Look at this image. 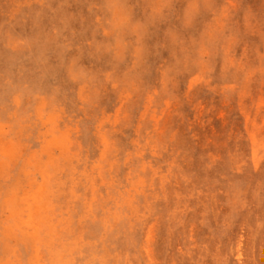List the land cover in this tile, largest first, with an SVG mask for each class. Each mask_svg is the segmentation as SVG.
<instances>
[{"label": "rangeland", "instance_id": "1", "mask_svg": "<svg viewBox=\"0 0 264 264\" xmlns=\"http://www.w3.org/2000/svg\"><path fill=\"white\" fill-rule=\"evenodd\" d=\"M0 264H264V0H0Z\"/></svg>", "mask_w": 264, "mask_h": 264}, {"label": "bare ground", "instance_id": "2", "mask_svg": "<svg viewBox=\"0 0 264 264\" xmlns=\"http://www.w3.org/2000/svg\"><path fill=\"white\" fill-rule=\"evenodd\" d=\"M235 206V205H234ZM251 206V205H250Z\"/></svg>", "mask_w": 264, "mask_h": 264}]
</instances>
